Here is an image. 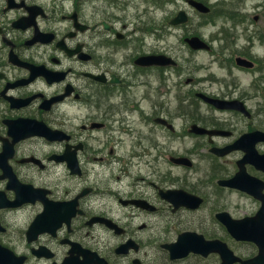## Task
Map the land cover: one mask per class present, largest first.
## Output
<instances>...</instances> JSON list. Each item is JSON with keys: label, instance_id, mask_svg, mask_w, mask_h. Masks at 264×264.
Instances as JSON below:
<instances>
[{"label": "flooded vegetation", "instance_id": "1", "mask_svg": "<svg viewBox=\"0 0 264 264\" xmlns=\"http://www.w3.org/2000/svg\"><path fill=\"white\" fill-rule=\"evenodd\" d=\"M113 1L0 0V154L4 153L3 165H10L19 180L11 183L2 178L0 168V222L6 227L0 231V246L11 252L0 250V260L10 264H264V231L237 239L222 221L227 216L252 217L262 205L253 195L221 184L237 174L244 151L222 158L210 152L212 147L234 143L245 132L261 129L258 118L245 121L247 127L240 134L203 136L208 143L201 152L193 146L186 154L175 153L192 162L181 165L165 152L154 154L133 146L121 153L113 137L104 134L124 123L120 109L149 100L152 90L162 97L159 93L166 83L158 79L160 86L154 88L148 82L140 98H125L122 89L127 81L134 83L138 74L160 73L165 67L135 63L141 55L158 52L131 46L139 31L114 17ZM208 107L211 120L220 125L198 115L196 121L209 129H228L223 124L229 122L227 118H216L227 112ZM177 115L183 116L179 110ZM158 116L164 115L141 123L160 132L167 127ZM16 120L31 127L42 122L63 138L33 136L30 128L12 130ZM133 122L127 120L130 126ZM258 149L264 152L263 142ZM203 152L210 156L209 163L198 162ZM167 163L171 170L182 172L181 178L202 188L186 187L189 183L174 172L175 182L167 181L163 166ZM71 167L78 172L72 174ZM61 169L79 182L61 185L50 179ZM245 170L263 183L261 189L255 181L264 195V170L251 163L245 164ZM183 188L201 198L197 209L176 208L163 195ZM231 195L250 200L249 210L241 211L239 203L236 206L226 198ZM6 202H17L19 207L7 208ZM40 216L50 230L28 231ZM21 218L23 227L15 230V221ZM101 219L114 221L121 229L116 231ZM167 220L172 223L169 230ZM187 233L199 238L183 246L191 250L179 256L180 249L168 245Z\"/></svg>", "mask_w": 264, "mask_h": 264}, {"label": "rangeland", "instance_id": "2", "mask_svg": "<svg viewBox=\"0 0 264 264\" xmlns=\"http://www.w3.org/2000/svg\"><path fill=\"white\" fill-rule=\"evenodd\" d=\"M207 5L211 6L215 11H219V14L212 15L211 17L202 20L194 11L190 8H186L184 0H114L113 4L117 5V8L113 10V15L116 18L122 19L130 27L140 30L143 33L134 34L136 39L132 47L136 50H141L142 45L151 52L165 53L167 51L173 54L179 64L176 68L171 69L176 78H171L168 81V87H164V90L159 94L163 95L158 100V103L162 106L160 114L168 117L169 122L174 121L179 127L178 132L172 133L171 130L164 132L158 131L156 133H150L148 138L142 139L136 142L139 149L147 147L151 149L154 154L165 152L166 154L174 155L175 153L186 154L189 148L197 146L201 152L204 149L205 141L196 140L194 137H186L184 134L180 135V129L190 123L189 116L177 115L179 107H186L188 111H193L196 118H202L209 121L212 124L220 125V122L213 119L211 113H207L208 108L205 104H200L194 101L195 91L215 92L232 95L234 97H241L246 100L248 107L254 111L253 115H256L261 121V128L264 129V71L262 70H240L232 67L228 62L221 63V60L208 52H191L188 48L180 45V38L183 31L179 28L164 27L168 24L170 19L177 15V12L186 8L191 16L195 17L193 27L198 33H201L210 41H214L213 46L215 49L220 48L219 31L222 28L223 20L221 19L227 14L245 13L246 20L239 23L235 28V32L240 44V48L249 45L247 41V34H252L253 31L261 29L264 33V23L262 24V16H264V0H202ZM228 1V2H227ZM229 3H232L231 6ZM96 5V3L94 4ZM98 6H102V3ZM217 13V12H216ZM258 14L259 19L255 21L254 18ZM242 15V14H241ZM247 16L251 21L247 23ZM220 19V20H219ZM257 22V23H255ZM264 22V18H263ZM227 23V22H226ZM234 26V25H233ZM154 27V28H153ZM153 28V29H151ZM232 28V27H231ZM263 29V30H262ZM153 30L152 32H149ZM154 30L156 33H154ZM233 30V29H231ZM161 31V32H159ZM159 32V33H158ZM197 33V34H198ZM218 35V36H217ZM215 39V40H213ZM253 50L258 54L257 56H264V46L258 41L254 40ZM138 45V46H137ZM132 50V48H131ZM122 52V51H120ZM228 53V51L226 50ZM229 57L227 61H230ZM154 73L144 76L142 80H148ZM170 77V76H169ZM192 78V79H190ZM198 80H201L200 82ZM154 88L156 82L151 83ZM136 90L135 95L138 98L141 97V87H134ZM166 90V93H165ZM144 108L150 111V101L144 100L142 102ZM181 108L179 111H181ZM227 118L229 122L223 123L228 129L242 133L247 127L245 120L235 115L228 113L216 115V118L222 120ZM79 124V121H74ZM123 141V148L128 147V138L126 135L120 137ZM204 156L207 154H203ZM207 159L199 160V163H209ZM164 168L167 169V181L175 182V177L172 172L177 174V177L186 184V187L196 189L202 188L199 185L193 186L190 183V179L180 175L182 172L178 168L171 170L168 163ZM64 176L63 172H59L56 175V179L60 180ZM68 179V177H66ZM230 201L232 200L234 205L239 203L241 211H248L251 206L250 200L236 199L235 195L227 196ZM169 229V226L166 227Z\"/></svg>", "mask_w": 264, "mask_h": 264}, {"label": "water", "instance_id": "3", "mask_svg": "<svg viewBox=\"0 0 264 264\" xmlns=\"http://www.w3.org/2000/svg\"><path fill=\"white\" fill-rule=\"evenodd\" d=\"M198 7H199L201 10L204 9V11H207L206 8L202 7V6L199 5V4H198ZM184 20H186V17H185V16H183V17H181V18H179V19L177 18L174 22H180V21H184ZM192 44H193L196 48H198V47H202V45H201V43H200V40H199L198 38H194ZM205 98L208 99L207 97H205ZM210 101H212V102H216V103L218 102L217 105H218L219 107H222V108H225V107H236V106H237V105H233V104H231V105L226 104V103L223 102V101H216V100H210ZM201 131H203V130H201ZM253 154L257 157V159L259 160V163H262V165H263L264 156H258V155L256 154L255 151H253Z\"/></svg>", "mask_w": 264, "mask_h": 264}]
</instances>
